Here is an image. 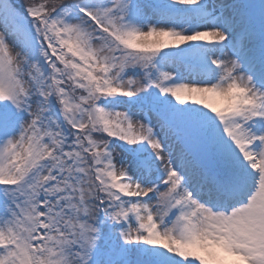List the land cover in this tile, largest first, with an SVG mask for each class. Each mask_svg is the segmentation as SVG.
I'll use <instances>...</instances> for the list:
<instances>
[{
	"label": "snow or ice",
	"instance_id": "snow-or-ice-1",
	"mask_svg": "<svg viewBox=\"0 0 264 264\" xmlns=\"http://www.w3.org/2000/svg\"><path fill=\"white\" fill-rule=\"evenodd\" d=\"M0 264H264V0H0Z\"/></svg>",
	"mask_w": 264,
	"mask_h": 264
}]
</instances>
